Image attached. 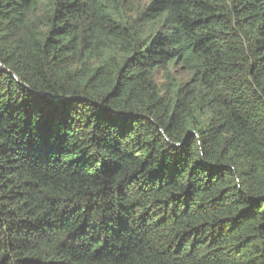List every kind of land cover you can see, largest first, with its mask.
<instances>
[{
    "label": "trees",
    "instance_id": "obj_1",
    "mask_svg": "<svg viewBox=\"0 0 264 264\" xmlns=\"http://www.w3.org/2000/svg\"><path fill=\"white\" fill-rule=\"evenodd\" d=\"M0 264H264V0H0Z\"/></svg>",
    "mask_w": 264,
    "mask_h": 264
},
{
    "label": "rangeland",
    "instance_id": "obj_2",
    "mask_svg": "<svg viewBox=\"0 0 264 264\" xmlns=\"http://www.w3.org/2000/svg\"><path fill=\"white\" fill-rule=\"evenodd\" d=\"M121 2H123L124 7L126 9H130L132 12H136V11H141L143 9H145L151 2L152 0H120ZM177 77L179 79V81H188L189 77L187 74L183 73L182 71H179L177 73ZM158 83L161 84L163 83V81L161 80L160 77H158Z\"/></svg>",
    "mask_w": 264,
    "mask_h": 264
}]
</instances>
